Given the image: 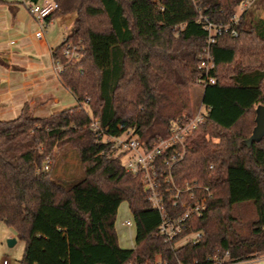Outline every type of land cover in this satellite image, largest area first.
Masks as SVG:
<instances>
[{"label":"trees","instance_id":"1","mask_svg":"<svg viewBox=\"0 0 264 264\" xmlns=\"http://www.w3.org/2000/svg\"><path fill=\"white\" fill-rule=\"evenodd\" d=\"M243 1L53 0L58 9L49 19L73 14L66 38L81 46L71 61L62 43L53 51L76 105L36 117L25 104L15 119L0 120V221L24 241L19 264H210L226 252L235 263L264 254V134L253 136L264 106V0L239 15L236 36L210 45L205 119L189 139L192 155L172 171L177 186L195 180L211 194L189 222L200 233L196 242L175 247L179 239L158 235L160 216L139 178L88 127L98 119L106 135L131 131L146 147L167 138L190 115L189 89L207 39L199 18L226 24ZM54 145L71 148L84 171L69 188L41 169ZM123 202L136 226L133 249L119 247L115 232Z\"/></svg>","mask_w":264,"mask_h":264},{"label":"built area","instance_id":"2","mask_svg":"<svg viewBox=\"0 0 264 264\" xmlns=\"http://www.w3.org/2000/svg\"><path fill=\"white\" fill-rule=\"evenodd\" d=\"M253 0H244L240 7V14L249 7ZM58 9L55 2L45 1L43 4H32L29 2L28 13L38 22L37 38H42L46 29V20ZM233 14L226 24H216L207 19L199 18L203 22V28L207 32L205 56L199 58L197 83L202 89L209 84H214V79L209 77V72L214 64L209 54L210 45L223 35L236 36V26L238 25L239 15ZM62 55L68 60L79 57L81 46L80 42L72 43L65 37L62 41ZM53 70L58 75L62 70V64L58 59L53 58ZM191 114L190 117L183 116V120L174 123L167 138L158 140L150 146H144L139 138L132 132L125 131L118 136L106 135V129L100 126L98 119H91L89 123L90 131L100 138L101 142H112L116 151L127 157L123 163L125 171L137 176L142 184L144 193L147 195L148 202L153 210L160 216V224L157 229L158 235L165 242L175 243V247L184 245L191 241L196 242L200 233L190 231V220L193 217L199 218L206 210L207 197L210 192L207 187H203L197 181L185 180L180 186L174 183L172 171L174 166L192 155V148L188 145L189 138L195 133L197 128L204 122L205 107ZM123 135L125 137H123ZM50 160L45 158L41 169L48 171ZM213 165L209 166L212 169ZM206 192V196L198 193ZM126 226L130 222H125ZM246 262V261H243ZM243 262L229 261L226 252L222 258L213 257L210 264H240ZM1 264H8L4 259ZM130 264V263H129ZM154 264H162L156 261ZM181 264V263H178Z\"/></svg>","mask_w":264,"mask_h":264},{"label":"crops","instance_id":"3","mask_svg":"<svg viewBox=\"0 0 264 264\" xmlns=\"http://www.w3.org/2000/svg\"><path fill=\"white\" fill-rule=\"evenodd\" d=\"M4 2L0 5V120L8 121L2 119L4 114L18 116L25 104L34 106L36 117L75 106L76 99L53 70V51L67 37L74 17L48 18L43 37L37 38L38 22L28 13V5ZM65 95L74 99L69 107ZM240 264H264V254Z\"/></svg>","mask_w":264,"mask_h":264},{"label":"rangeland","instance_id":"4","mask_svg":"<svg viewBox=\"0 0 264 264\" xmlns=\"http://www.w3.org/2000/svg\"><path fill=\"white\" fill-rule=\"evenodd\" d=\"M5 1V0H4ZM8 2L15 1V5H22L24 4L29 5L28 0H6ZM43 1L53 2V0H39L38 4H41ZM24 3V4H23ZM241 7H237L235 9L234 14H240ZM74 15H70V19L73 18ZM69 20V19H68ZM65 38V37H64ZM205 49L199 55V57L205 56ZM202 87L197 83V79H195L193 85L189 89V103H190V115L193 114L195 111L202 108L201 106V94H202ZM66 107H69L74 102L73 97H69V95H65L64 97ZM258 108V107H257ZM52 113V112H51ZM17 114L9 113L2 115V119L5 120H12L16 118ZM184 115V114H183ZM186 116V115H184ZM131 132V131H129ZM123 137H125L123 135ZM190 139V138H189ZM206 139L211 143H217L218 140L216 138H211L206 136ZM106 142V140H104ZM190 143H188L189 145ZM192 148V145H189ZM41 149V147H40ZM42 150V149H41ZM193 153V149H192ZM44 157L49 158L50 164L48 171L51 172V177L54 181L62 184L64 187L69 188L72 185L80 182L84 176V171L80 164L79 158L77 154L68 146L59 148L57 145H54L50 152L47 153ZM114 155L123 154L119 153L118 151L113 152ZM127 157L121 158V161L124 162ZM43 160V162H44ZM42 162V163H43ZM248 208L244 207L242 212L247 214ZM125 221L130 222V226H126ZM115 232L117 235V241L119 247L123 249H133L135 245V235H136V226L134 223L133 215L129 209V206L126 202L120 204L117 214L115 217ZM15 240V243L12 246H8V240ZM24 241L20 240L16 237V233L13 229L7 227L2 221H0V264L4 259L8 261V264H19L23 252H24Z\"/></svg>","mask_w":264,"mask_h":264},{"label":"water","instance_id":"5","mask_svg":"<svg viewBox=\"0 0 264 264\" xmlns=\"http://www.w3.org/2000/svg\"><path fill=\"white\" fill-rule=\"evenodd\" d=\"M32 4H36L38 0H29ZM255 128L253 130V136L255 139H259L264 134V106H258L255 118ZM8 246H12L15 240H8Z\"/></svg>","mask_w":264,"mask_h":264}]
</instances>
